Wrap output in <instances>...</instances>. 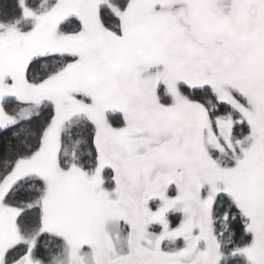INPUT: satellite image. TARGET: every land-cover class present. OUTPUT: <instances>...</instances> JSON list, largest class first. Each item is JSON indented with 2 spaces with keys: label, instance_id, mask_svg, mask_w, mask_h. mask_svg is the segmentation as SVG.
Segmentation results:
<instances>
[{
  "label": "snow or ice",
  "instance_id": "snow-or-ice-1",
  "mask_svg": "<svg viewBox=\"0 0 264 264\" xmlns=\"http://www.w3.org/2000/svg\"><path fill=\"white\" fill-rule=\"evenodd\" d=\"M0 264H264V0H0Z\"/></svg>",
  "mask_w": 264,
  "mask_h": 264
}]
</instances>
